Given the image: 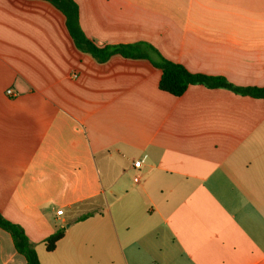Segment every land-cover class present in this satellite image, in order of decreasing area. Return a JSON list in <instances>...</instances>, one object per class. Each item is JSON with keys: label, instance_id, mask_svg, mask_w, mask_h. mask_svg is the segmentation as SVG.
Instances as JSON below:
<instances>
[{"label": "crops", "instance_id": "crops-1", "mask_svg": "<svg viewBox=\"0 0 264 264\" xmlns=\"http://www.w3.org/2000/svg\"><path fill=\"white\" fill-rule=\"evenodd\" d=\"M72 1L98 46L264 86V0ZM160 75L98 63L47 0H0V214L40 264H264V99ZM0 264H27L1 228Z\"/></svg>", "mask_w": 264, "mask_h": 264}, {"label": "trees", "instance_id": "trees-1", "mask_svg": "<svg viewBox=\"0 0 264 264\" xmlns=\"http://www.w3.org/2000/svg\"><path fill=\"white\" fill-rule=\"evenodd\" d=\"M65 16L66 26L75 46L89 54L98 63L107 61L113 55L132 59H146L161 72L158 88L172 96L178 97L191 85H202L207 88H225L235 94L254 99H264V86L238 87L224 78L191 73L183 66L165 59L152 60L135 45L98 46L89 40L81 31L77 22V6L72 0H47ZM84 218V217H82ZM0 228L11 235L13 245L18 253L24 256L27 264H40L33 245L29 242L24 230L0 214ZM64 228L57 229L45 241L46 251H53L56 243L63 237Z\"/></svg>", "mask_w": 264, "mask_h": 264}, {"label": "built area", "instance_id": "built-area-1", "mask_svg": "<svg viewBox=\"0 0 264 264\" xmlns=\"http://www.w3.org/2000/svg\"><path fill=\"white\" fill-rule=\"evenodd\" d=\"M6 94L8 95V96H13V92H12V90L11 89H8V90H6ZM134 165V164H133ZM135 181H136V179H135ZM62 209H60V210H57L56 211V214L57 215H60V214H62Z\"/></svg>", "mask_w": 264, "mask_h": 264}, {"label": "rangeland", "instance_id": "rangeland-1", "mask_svg": "<svg viewBox=\"0 0 264 264\" xmlns=\"http://www.w3.org/2000/svg\"><path fill=\"white\" fill-rule=\"evenodd\" d=\"M105 199H106V201H105V202H108V199H107V197H106Z\"/></svg>", "mask_w": 264, "mask_h": 264}]
</instances>
